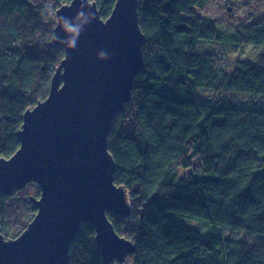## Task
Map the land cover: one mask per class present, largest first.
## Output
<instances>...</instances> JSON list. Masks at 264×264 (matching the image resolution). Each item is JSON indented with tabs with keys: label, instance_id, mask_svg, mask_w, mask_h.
<instances>
[{
	"label": "trees",
	"instance_id": "1",
	"mask_svg": "<svg viewBox=\"0 0 264 264\" xmlns=\"http://www.w3.org/2000/svg\"><path fill=\"white\" fill-rule=\"evenodd\" d=\"M69 1L0 0V156L18 149L24 112L48 94L64 56L52 41L55 13ZM93 1L104 18L115 2ZM205 3L139 0L144 67L107 137L114 181L132 204L129 217L107 216L135 245L131 264H264V52L223 68L214 51L197 46L264 47V16L234 30L206 14L197 22L184 17ZM237 93L262 99H234ZM31 186L0 195L2 222ZM78 229L69 264H104L94 228Z\"/></svg>",
	"mask_w": 264,
	"mask_h": 264
},
{
	"label": "water",
	"instance_id": "2",
	"mask_svg": "<svg viewBox=\"0 0 264 264\" xmlns=\"http://www.w3.org/2000/svg\"><path fill=\"white\" fill-rule=\"evenodd\" d=\"M113 5L106 18L93 0H70L56 10L52 41L64 56L46 98L22 116L20 146L0 156V195L33 182L39 195L29 200L37 210L18 236L0 231V264H69V245L82 223L94 228L104 264L123 263L136 249L107 216L129 217L132 209L126 187L114 181L107 137L144 67L145 37L139 0ZM61 17L82 29L74 48L76 32Z\"/></svg>",
	"mask_w": 264,
	"mask_h": 264
},
{
	"label": "rangeland",
	"instance_id": "3",
	"mask_svg": "<svg viewBox=\"0 0 264 264\" xmlns=\"http://www.w3.org/2000/svg\"><path fill=\"white\" fill-rule=\"evenodd\" d=\"M204 7L200 10H196L195 14L185 15L189 20L197 22L202 15H209L214 17L222 27L227 30H234L240 24L249 25L259 18L264 16V0H205ZM229 8V10L227 9ZM201 50L214 51L217 56V65L219 67H231V63L236 58L247 59L256 58L258 53L264 52V47H254L250 44H222V43H209L206 41L199 42L197 44ZM202 95L208 96H220L226 97L227 93L211 92V91H200ZM230 95V93H229ZM234 99H244L245 101L256 100L260 101L262 98L254 95H247L242 93L233 94ZM24 189V188H23ZM38 189V190H37ZM39 195V187L31 186L30 189L21 192L15 196L17 202L15 207H11L5 220H0L1 232L6 238L16 237L21 234L22 230L31 221L33 215L36 213V208L33 207L32 203L25 202L24 197L29 199V196ZM34 208L30 210V207ZM182 224L185 226L199 225V223L189 220L181 219ZM224 233H229L226 229ZM230 234H236L232 232ZM130 255H128L123 263L118 264H131Z\"/></svg>",
	"mask_w": 264,
	"mask_h": 264
},
{
	"label": "clouds",
	"instance_id": "4",
	"mask_svg": "<svg viewBox=\"0 0 264 264\" xmlns=\"http://www.w3.org/2000/svg\"><path fill=\"white\" fill-rule=\"evenodd\" d=\"M83 14L84 13L82 11H79L78 12V15H83ZM87 14H88L89 17H91L93 15V13H91V12H88ZM61 19L64 21L65 25H67V27L69 28V30H72V31H75L76 32V39L73 40V42H72L71 45H69L70 47H73L74 48L76 46V40H77L80 32L82 31V29L79 26H74L72 24H69V19L66 18V17H61ZM88 22H90V20ZM103 55H104L105 58H107V54L106 53H104Z\"/></svg>",
	"mask_w": 264,
	"mask_h": 264
}]
</instances>
